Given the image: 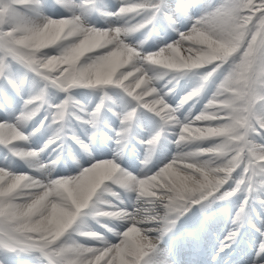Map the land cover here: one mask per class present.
<instances>
[{
  "label": "snow or ice",
  "instance_id": "obj_1",
  "mask_svg": "<svg viewBox=\"0 0 264 264\" xmlns=\"http://www.w3.org/2000/svg\"><path fill=\"white\" fill-rule=\"evenodd\" d=\"M61 8L68 15H58ZM93 13L114 18L113 22L98 27L88 20ZM183 20L190 21V26L181 31L177 23ZM72 22L85 33H95L94 39L100 43H108L94 55L117 49L105 64L93 69L98 78L92 81L97 89L115 87L128 98L127 110L113 113L120 127L113 129L117 148L112 158L99 159L91 150L100 132L103 100L110 98L108 92L104 91L101 103L87 118L75 111L79 105L70 94L59 103H49V88L66 94L76 88L63 84L74 69L49 59L61 55V43H27L39 39L49 26ZM122 22L136 32L147 29L149 35L157 23H166L177 38L152 51L138 47L132 63L124 61L127 67L120 68L119 48L121 42L128 43L123 36L115 39ZM241 34L243 43L237 48L234 40ZM241 57V70L250 72L242 91L231 87L229 76L215 86L198 112L192 114L189 108L181 118V108L200 102L205 87L198 86L209 79L216 81ZM258 63H264V0H120L114 11H106L96 0H49L47 4L44 0H0V111L12 114L11 119L0 121V146L27 168L17 170L8 155L6 163H0V264L22 255L35 257L39 264H170L161 244L181 217L196 206L200 213H207L215 201L245 192L233 220L236 227L225 237L220 251L229 247L247 220L249 198L264 203L253 196L264 190V74L252 71ZM17 65L26 70L24 75H17ZM28 73L32 87L42 86L26 96ZM189 73H200L199 83L171 103L168 97ZM165 78L173 88L157 86ZM37 105L39 111L32 115ZM45 105L47 112L39 125L26 131ZM141 111L153 114L161 124L150 138L140 141L147 147L140 174H134L121 160L133 139L134 118ZM72 118L91 126L87 140L69 127ZM46 125L55 126L53 135L40 147L30 146V138ZM169 130L175 136L171 143L176 150L153 170L149 165L157 145ZM69 140L88 154L87 167L107 166L133 178L135 198L130 206L121 199L120 190L126 189L119 180H108L105 187L110 191L100 200L93 195L89 202L85 166L72 175L49 171L54 159L45 161L42 155L58 141ZM221 169L224 179L214 180L212 174ZM76 184L81 191L72 190ZM141 205L149 211L141 212ZM82 220L87 221L84 227ZM198 221L199 217L192 218L194 224ZM260 237L257 257H264V231ZM258 264H264V259Z\"/></svg>",
  "mask_w": 264,
  "mask_h": 264
},
{
  "label": "rangeland",
  "instance_id": "obj_2",
  "mask_svg": "<svg viewBox=\"0 0 264 264\" xmlns=\"http://www.w3.org/2000/svg\"><path fill=\"white\" fill-rule=\"evenodd\" d=\"M113 1L114 0H96V3H97V5L103 7L106 11H114L119 6L120 0H115L114 2ZM44 2H45V4H47V3H49V0H44ZM107 2H112L115 7L113 6V8L107 9L106 8ZM211 2L212 3H217L218 0H211ZM46 11H47V9H46ZM47 14L48 15H53V13L51 11H48ZM57 14L58 15H61V14L62 15H68V13L63 8H61L60 12L57 13ZM99 19L103 22V24L98 23ZM88 20H89L90 23L95 24L98 27H107L110 23H112V21L110 22V21L107 20V17L99 16L98 14H95V13H93L91 16H89ZM188 26H190V21H188V20H185V21L183 20V21H180V22L177 23V28L179 30H181V31L185 30ZM152 33H154L155 36L158 35L157 36L158 38L162 37L161 38L162 41H158L157 39H156V41H154V39H153L154 36H151ZM151 34L149 35L148 34V30L146 29V30H142V31L136 32L129 39L132 42H135V41H138V40L142 39L145 35H148L149 39H148L147 43L143 45V48L146 51H152V50H155V49L159 48L162 44L169 43L172 40L177 38V33L175 31H173L171 28H169L166 23H157L152 28ZM138 35L141 38L140 37L137 38L136 36H138ZM14 67L17 69V75L18 76H22V75L25 74L26 70L24 68H22V67H20L18 65L14 66ZM27 75L29 77V80L25 84V95L26 96L28 94H30L31 92L38 91V88L40 86H42L41 83H37V85L35 87H32L31 86V73H28ZM199 75H200V73H195V74L194 73H189L188 75L181 77V79L179 81V84L177 86H175V92L168 97L170 102L175 104L183 94H185L187 91H189V89L191 87L197 85V83L199 82ZM215 83H216V81H210L208 83V85L206 86L208 88V91L203 95V100L201 101V99H202V97H201L200 98L201 102L197 103L195 105V107H192V104L189 103V104H186L183 108H181V110H180L181 118H184L188 114L187 112H188L189 108L192 109V114H195L196 112H198L200 110V108L202 107L203 103L206 102V99L211 95V92L214 90ZM165 85H166L165 90L167 88H173V84L167 83V78L162 79V80L157 82V86L158 87H162L163 88ZM104 91L108 92V97H110V98H104V100H103L104 108L102 109L101 117L105 120V123L107 122V126L112 127L115 122L117 124L120 123L119 119L113 113L114 112H124V111L127 110L128 106H129L128 99L125 98V96H124V94L122 93L121 90H119V89H117L115 87H109V88L103 89V90L102 89H97V88L76 87V88L70 90V92L67 93V94L64 91H62V90H58V89H55V88H49L48 89V94H47V101L49 103H51V104H56V103H59L62 100H64L66 95L70 94L73 97L74 101L77 102V104L79 105V107H77L75 109V111L78 114H81L85 118H87L85 113L86 112H90L91 110L93 111L94 110L93 108L97 104L101 103V99H102V97L104 95ZM86 99H88V100H86ZM122 103H124L125 107L123 106ZM117 105L120 106V108ZM121 106L123 107V109L121 108ZM17 107H18V105H17ZM110 108L113 109L114 112L113 111H109ZM81 109L83 110L82 112H81ZM105 111L106 112L108 111V113L110 112L112 114L113 118L109 117V115L106 114ZM46 112H47V105L44 106V110H42L33 120H31L29 122V124L27 125L26 129L31 131L32 128L38 126L40 121H41V119L46 114ZM139 114H140V116H143V115L145 116V114L143 112H139ZM105 116H107V118ZM11 118H12V114L11 113L8 114V113H5L4 111H0V121L8 120V119H11ZM110 118L112 120L114 119V123L111 122ZM68 123H69V127L71 129H73L75 134L77 132V129H79V128H84L85 130L89 129V127L86 126L85 123L81 125L80 124L81 121H77L74 118L69 119ZM54 130H55V126L54 125L52 127H48L46 125L44 128L41 129V131L39 133H36V135H34V136H32L30 138V146H32V147H40V146H42L44 144V142L49 137H51V135H52L51 133H54ZM155 131H156V127L154 128V132ZM76 135H78V134H76ZM81 138L85 139L84 137H81ZM112 139L113 138H111V141H112L111 142V146H113L112 145L113 140L115 141V139H113V140ZM142 139L145 140L142 136H138L137 138H135L134 141H131L126 147V149H131L133 151V156L135 158L134 161H136V163H138V165H140V161L142 160V157H138L135 154V152L137 150H139V147H140L139 141H142ZM165 139L172 141L175 138L173 136H170V137H165ZM85 140H87V139H85ZM71 142L72 141H70V142L68 141V144L70 145V147H71ZM58 144L60 145L61 142H59V143L57 142V144L51 150L50 149L46 150L45 153H44L45 156L43 155L42 159L45 160V161L49 160V159H55L53 153L56 150L53 151V149H55L58 146ZM160 145L162 147L165 144L161 143ZM72 146H73V143H72ZM76 146L78 147V150H80L79 146L78 145H76ZM111 146L109 144L108 147L110 148ZM5 155H8V158H9L10 162L13 161V163H15V161H17V160H14L15 159L14 157H11V155L9 153H7V149H5L3 146H0V161H1L0 163H6V161L4 160V156ZM2 158H3V160H2ZM20 162H22V161H20ZM17 170H21V169L17 168ZM71 171L76 173L78 171V168H76V167L74 168V166H72ZM57 174H59V173H53V175H57ZM243 194H244V192H238V194L235 195L237 197L234 196L236 198V201L233 202L235 207L232 204H230V206L228 208H226V210L228 211L227 212L228 221H230V222L232 221V219H233V216H232L233 211L237 210L236 206H238V202L242 199ZM261 197H263V196H261ZM250 201L252 202V200H250ZM226 202H227V200H226ZM250 211L251 212H249V219H248L249 228L247 229V231H249L251 229H255V230L259 229L260 231H264V205H259V207H256V208H250ZM259 211H261V213H259ZM260 214H261V216H260ZM254 215L256 216L255 217L256 219L253 222V216ZM257 221L260 222V223L255 224V222H257ZM230 229L233 230L232 229V225H230ZM220 231L218 232V238L216 239V242L214 243V245H215L214 248L216 250L221 249V247L224 244L223 239H224V237H226V235H228L227 232L229 233V231H227L226 229H224L222 227L220 228ZM260 231H257L258 232L257 233L258 236L256 238H254V240H252L253 242L252 241L251 242H246V244L248 245V251H249L248 253L250 255L257 254L259 243H260V239H261ZM111 239L115 240L116 238L115 237H111ZM220 241H221L222 245H221ZM161 247L163 249H165V243L161 244ZM227 248H229V247H225L224 249L226 250ZM223 257H224L223 261H221V262H217L216 261V262H214V264H224V262L229 258V254H226ZM241 257H242V255H241ZM242 259H243V257H242ZM261 259H263V257ZM36 260H31V263L33 262L32 264H39V260H37V261ZM255 263H256V260L250 261V260H247V258H244L243 262L241 264H255Z\"/></svg>",
  "mask_w": 264,
  "mask_h": 264
},
{
  "label": "clouds",
  "instance_id": "obj_3",
  "mask_svg": "<svg viewBox=\"0 0 264 264\" xmlns=\"http://www.w3.org/2000/svg\"><path fill=\"white\" fill-rule=\"evenodd\" d=\"M100 30L98 29L97 32ZM107 31V30H105ZM242 33V29H240ZM136 33V30L132 27L127 26L126 22L121 23V30L115 33V39H119L120 36H123L125 40L128 41L127 45H123L121 42V47L119 48V58H120V68H125L127 65L124 61H128V63H132L134 58V53H136V49L138 47H142L147 43L149 36L145 35L142 39L132 42L129 38L132 37ZM95 33H85L80 26L76 23H67L64 25H52L49 26L44 33L41 34L39 39H33L28 41V46H34L36 43L43 42L47 45L49 42L51 43H61V55L56 58H49L50 60H54L55 62L68 63L73 67V72L65 77L63 84L65 86L72 85L75 87H87V88H95L96 85L92 83L95 79H97V74L93 71L95 67H98L107 62V58H109L112 54L117 53V49L115 47L112 48L111 52H105L102 56L94 55L93 53L96 51L98 47H108V43H100L95 37ZM109 35H112L109 33ZM111 41H109L110 43ZM234 43L237 48L243 43L242 34L240 37L234 40ZM216 45H213L215 48ZM244 61V58L241 57L239 60H234L233 65L229 66L228 71L224 72L219 78L216 80L215 86L219 87L220 83L224 82L231 76L230 85L234 90L242 91L243 87L247 83L250 72L247 70H241V65ZM154 63V61H153ZM68 70L65 69V72ZM253 72L257 74H264V63H258ZM62 75H64L62 73ZM153 78H158V74H154ZM212 79L207 80L206 82L201 83L198 88L206 87ZM44 91L42 90L40 95L44 96ZM43 102V101H42ZM39 111V105L32 108L31 114L35 115ZM206 134V133H202ZM63 161L65 167L69 164L75 165L77 168L81 166V160L77 157L71 150L68 151L67 158L64 157L63 154L57 155L53 161H51L50 172H54L56 170L57 165ZM102 164H106V162H101ZM84 171L87 173L84 183L89 186V191L87 193V200L91 202V197L93 195L97 196V199L100 200L103 198L104 192L110 191L105 187L106 182L108 180H119L121 186L126 189L127 192H132L135 190V184L133 182V178L120 173L119 169H112L110 167H102L97 168L95 165L92 167H84ZM223 171L221 169L219 172H214L213 179L220 180L224 179V177L220 174ZM72 175V174H70ZM226 182V181H225ZM103 189L104 191H101ZM73 191L79 192L81 191V185L76 184L73 186ZM141 212L149 211L148 208H145L144 205L140 206ZM151 210L155 211V206L151 207ZM159 214H163L160 212ZM146 218V217H145ZM87 225L86 220L81 221V227ZM146 227H152L151 225H146ZM155 239V237H153ZM172 264V262H170Z\"/></svg>",
  "mask_w": 264,
  "mask_h": 264
},
{
  "label": "bare ground",
  "instance_id": "obj_4",
  "mask_svg": "<svg viewBox=\"0 0 264 264\" xmlns=\"http://www.w3.org/2000/svg\"><path fill=\"white\" fill-rule=\"evenodd\" d=\"M115 1V0H114ZM113 1V2H114ZM113 6H114V4L112 3V2H107V4H106V8L107 9H111V8H113ZM115 7V6H114ZM110 18V19H109ZM103 19V18H102ZM113 19L114 18H111V17H107V20L108 21H112L113 22ZM185 21V20H184ZM98 23H100V24H103V22L99 19L98 20ZM107 26V25H106ZM159 32V31H158ZM161 32V31H160ZM159 34V33H158ZM161 35V34H160ZM158 36V35H157ZM157 36H155L154 35V41H156V39L158 40V41H162L161 40V38L162 37H160V38H158ZM137 38H139L140 36L138 35V36H136ZM141 38V37H140ZM199 83V82H198ZM197 83V84H198ZM196 86V85H195ZM195 86H193V87H195ZM193 87H191L189 90H191ZM208 91V88L206 87L205 89H204V91L202 92V95H201V97H202V99H201V101L203 100V95L206 93ZM174 92H175V90H174ZM173 92V93H174ZM172 93V94H173ZM86 100H88V99H86ZM200 101V102H201ZM124 102V101H123ZM121 103V102H120ZM88 104V103H87ZM123 104V106H124V103H122ZM118 106V105H117ZM116 106V107H117ZM96 107V106H95ZM95 107L93 108V109H95ZM119 108H120V106H118ZM125 107V106H124ZM121 108L123 109V107L121 106ZM121 109V110H122ZM90 112H92V110L90 111ZM90 112H86L85 113V115L87 116V114L88 113H90ZM114 112V111H113ZM188 113V112H187ZM186 113V114H187ZM9 114V113H8ZM110 113H109V117H110ZM108 116V115H107ZM107 116H105L106 118H107ZM105 118V119H106ZM111 118H113L112 116H111ZM110 118V119H111ZM108 120V119H107ZM111 122H113L114 123V119L112 120L111 119ZM155 120L153 119V118H151V117H149V116H136L135 118H134V123H133V127H132V134H134V135H137V136H142L145 140H147L148 138H150L151 137V135H153L155 132H154V128H155ZM86 126H88L89 127V129L88 130H85L84 128H81V129H78L77 130V133L76 134H78V136H80V137H84L85 139H87V137H88V135L93 131V129L91 128V126L90 125H87L86 124ZM157 126V125H156ZM100 132H98L97 133V137H96V140L91 144V150H92V155L93 156H95V157H97V158H99V159H104V158H112V156H113V153H114V151H115V149L117 148V145H116V143H115V141L113 140V139H115V133H114V131H113V129H118L119 127H120V123L119 124H117L116 122L113 124V126L112 127H110V126H107V122L105 123V121L104 120H101V123H100ZM26 131H29V130H27V129H25ZM104 130V131H103ZM156 130H157V127H156ZM30 132V131H29ZM170 134H171V136H173L174 138H175V136L172 134V132H171V130H169L168 131ZM52 135H53V133H51ZM51 135V136H52ZM111 138H113L112 140H113V143H112V145L113 146H111ZM165 139V138H164ZM163 139V137H162V139H161V141L162 140H164ZM143 140V139H142ZM105 144L107 145V146H105ZM110 144V148L108 147V145ZM161 144V143H160ZM56 144H53L52 146H50L49 147V149L50 148H52V147H54ZM146 145L145 144H142L141 143V147H140V149H139V151H138V155L140 156V157H142V159H143V157H144V155H145V150H146ZM136 148V147H135ZM3 149V148H2ZM49 149H47V150H49ZM175 150H176V147H175V145L173 144V143H171V141H167V143L163 146V147H161V148H159L158 147V145H157V148H156V151H155V153H154V158H153V160H152V162H151V164L149 165V167L150 168H152L153 170L155 169V167H157L158 165H159V163L161 162V160L162 159H166V158H170V156H171V154L173 153V152H175ZM58 151V150H57ZM56 151V152H57ZM5 154V153H4ZM44 155V154H43ZM42 155V156H43ZM45 156V155H44ZM2 157V156H1ZM5 157V156H4ZM12 157V156H11ZM78 157L80 158V160H81V165H83V166H88L87 165V162H88V160L90 159L89 158V156H88V154L87 153H84L83 152V150H81V151H79V154H78ZM2 160H3V158H2ZM15 160V159H14ZM1 162V161H0ZM13 162V161H12ZM157 164V165H156ZM14 166L16 167V168H18V169H21V170H27V168H26V166H24L23 165V163L22 162H20V161H15V163H14ZM72 166H74V168L76 167L75 165H72V164H69L67 167H65V165H64V163H63V161H61L58 165H57V167H56V170L53 172V173H59V175H70V174H75V172H72L71 171V168H72ZM126 167H127V169L129 170V171H132L134 174H140V170H141V165H137L136 164V162H134V165L133 164H130V163H127L126 164ZM77 168V167H76ZM261 194L263 195V199H264V190H262V192H261ZM120 196H121V199H123L124 201H125V204L126 205H128V206H130L131 205V202H132V200H134V198H135V196H134V193H131V192H127V191H124V190H120ZM237 197V196H236ZM253 199V198H252ZM236 201V198H232L230 201H229V203H228V206H230V204H232L233 206H234V204H233V202H235ZM241 202L242 201H239V206H240V204H241ZM239 206H238V208H239ZM235 207V206H234ZM233 207V208H234ZM195 208H197V209H199V206H196ZM209 210V209H208ZM238 210V209H237ZM237 210H235V211H233V214H232V216H233V218L235 217V213H236V211ZM228 212V211H227ZM247 213V212H246ZM261 213V212H260ZM207 215H209V214H207ZM222 213H218V212H213L212 210H211V213H210V216L212 217V218H214V219H217V218H219V216H221V218L217 221V223H216V225H214V226H216V227H214L213 228V230L215 231V234L216 233H218L219 231H220V228L222 227V228H224V229H226L227 231H231V229H230V225H233L234 223H233V221H228V217H222ZM258 215V214H257ZM260 216H261V214H260ZM246 217L248 218V213L246 214ZM90 224H91V226L93 227V228H97V229H99V226H97L94 222H92L91 220H89L88 221ZM258 223H260V222H258ZM257 223V224H258ZM262 223V222H261ZM211 224H213V223H211ZM220 224V225H219ZM221 226V227H220ZM248 226H249V222L246 220V222L244 223V229H241V228H239V235L237 236V238L235 239V241L234 242H232L231 243V247H234V245L235 246H237V247H240L241 245H243L244 244V239L246 240V241H251L252 239H254V238H256L257 236H258V232H257V230H255V229H253V230H249V231H247V230H245V227H246V229H248ZM236 227V225L234 224V226L232 227V229H234ZM177 230H178V232H181L182 231V227H181V225H180V223H179V220L177 221V225H176V227H175ZM101 231H103L102 229H100ZM204 232V233H203ZM203 234H205L206 233V229H204L203 230ZM221 232V231H220ZM172 233V232H171ZM171 233H169L166 237H165V239H167V238H169V236H171L172 234ZM185 233H187V232H185ZM221 234V233H220ZM227 234H228V232H227ZM227 236V235H226ZM164 239V240H165ZM256 240V239H255ZM253 242V241H252ZM220 243H221V241H220ZM250 244V243H249ZM240 245V246H239ZM247 245V244H246ZM214 245H212L211 247H209V249H208V251H207V253H210V252H212L214 249ZM245 251V250H244ZM234 253H235V251H234ZM222 255H223V252H221L220 254H218V256L216 257V260L217 261H222L221 260V257H222ZM167 256H168V253H167ZM0 258H2V257H0ZM169 258H172L173 260H174V262H175V264H200V262H198V261H196L195 262V260H188V261H185V260H183L182 259V256H179V257H177V256H175V255H169ZM262 257H257V254H254V255H250L248 258H247V260H250V261H252V260H256V263L255 264H258V260H260ZM223 259V258H222ZM263 259H264V257H263ZM31 260H36V258L35 257H25V256H19V257H15V258H13V259H11L10 261H8L7 262V264H32L31 263ZM229 261L231 260V259H228ZM233 260V259H232ZM37 261V260H36ZM242 262V259H241V257H238L235 261H230V262H228L227 264H239L238 262ZM37 263V262H36Z\"/></svg>",
  "mask_w": 264,
  "mask_h": 264
}]
</instances>
